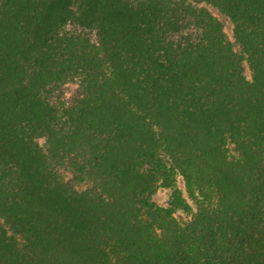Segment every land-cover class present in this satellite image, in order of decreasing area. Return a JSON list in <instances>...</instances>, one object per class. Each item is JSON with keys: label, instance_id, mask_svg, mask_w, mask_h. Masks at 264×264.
I'll list each match as a JSON object with an SVG mask.
<instances>
[{"label": "trees", "instance_id": "1", "mask_svg": "<svg viewBox=\"0 0 264 264\" xmlns=\"http://www.w3.org/2000/svg\"><path fill=\"white\" fill-rule=\"evenodd\" d=\"M0 264H264V0H0Z\"/></svg>", "mask_w": 264, "mask_h": 264}, {"label": "rangeland", "instance_id": "2", "mask_svg": "<svg viewBox=\"0 0 264 264\" xmlns=\"http://www.w3.org/2000/svg\"><path fill=\"white\" fill-rule=\"evenodd\" d=\"M201 5L206 6L215 16H217L222 21L224 25V30L229 40L231 42H235L234 35H233V25L231 21L228 19V17L225 16L223 13H221L214 6L204 4V3H202ZM236 49H239L238 46H236ZM244 68H245L246 75L250 77V69L246 63L244 64ZM78 88H79L78 82H68L64 84L61 88L63 97L69 100L76 93ZM177 185L182 190V193L184 197L187 199V201L190 204L194 205L196 194H193L192 192L188 190L185 184V181L181 176H177ZM171 191L172 189L170 187H160L157 190V192L154 194V200L160 205L167 206L169 204ZM175 215L180 221H185L186 219H188L186 214L183 213L182 211H176Z\"/></svg>", "mask_w": 264, "mask_h": 264}]
</instances>
